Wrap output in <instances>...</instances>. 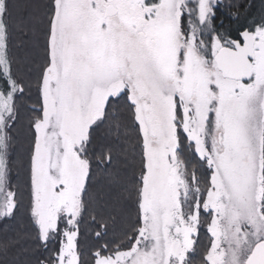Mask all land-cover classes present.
Here are the masks:
<instances>
[{"label":"snow or ice","instance_id":"snow-or-ice-1","mask_svg":"<svg viewBox=\"0 0 264 264\" xmlns=\"http://www.w3.org/2000/svg\"><path fill=\"white\" fill-rule=\"evenodd\" d=\"M223 7L0 0V221L26 214L30 264H264V11Z\"/></svg>","mask_w":264,"mask_h":264},{"label":"trees","instance_id":"trees-1","mask_svg":"<svg viewBox=\"0 0 264 264\" xmlns=\"http://www.w3.org/2000/svg\"><path fill=\"white\" fill-rule=\"evenodd\" d=\"M225 7L220 9L218 14L227 18L229 22L230 13L239 12L241 23L254 18H258L264 8V0H223ZM247 8V11H245ZM27 114L22 110V119L19 127L18 151L21 158L26 154L29 134L27 130ZM31 231L29 221L23 212L14 221H0V245L6 240H18L19 243L7 250L0 247V264H30L31 260L38 255V250L34 248V242L25 234Z\"/></svg>","mask_w":264,"mask_h":264},{"label":"rangeland","instance_id":"rangeland-1","mask_svg":"<svg viewBox=\"0 0 264 264\" xmlns=\"http://www.w3.org/2000/svg\"><path fill=\"white\" fill-rule=\"evenodd\" d=\"M261 10L264 11V8H262Z\"/></svg>","mask_w":264,"mask_h":264}]
</instances>
